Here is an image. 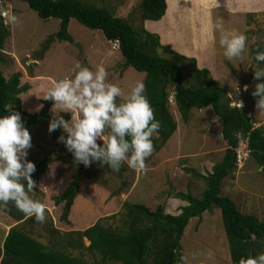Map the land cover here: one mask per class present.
Listing matches in <instances>:
<instances>
[{
	"label": "rangeland",
	"instance_id": "obj_1",
	"mask_svg": "<svg viewBox=\"0 0 264 264\" xmlns=\"http://www.w3.org/2000/svg\"><path fill=\"white\" fill-rule=\"evenodd\" d=\"M85 1L128 21L139 32L155 33L147 23L142 22L140 6L143 0ZM0 11L19 17V24L6 26L8 38L0 69L7 79L21 73L22 86L31 87L30 91L21 95L24 111L29 114L41 113L45 94L58 80L73 78L77 62L92 71L104 67L108 73L106 82L121 87L125 96L137 81L145 84L146 74L131 67L125 69V59L119 50V43L108 41L102 31L89 29L72 19L69 34L73 43L56 41L44 53L43 46L47 39L60 30L59 19L42 20L22 0H0ZM221 20L225 30L247 36V49L240 58L227 60L223 55L224 49L219 44L221 34L214 29L215 56H207L211 74L222 87L227 88L233 108L240 105L254 119L257 127L264 126V112H259L256 98L251 95L255 84L261 82L253 79L255 69L264 68V65L255 62L250 51L256 42V46L262 42L263 19H257V26L253 28L252 19L217 11L214 23ZM180 46L183 47V44ZM177 51L181 54L180 49ZM161 54L170 57V54L163 51ZM190 67L188 65L187 68ZM245 85L248 86L247 91L244 90ZM123 99L124 97L118 98V103ZM52 107L49 113L51 117ZM170 111L178 124V130L163 150L154 151L146 160L145 172L130 169L127 164L122 166L119 173L108 171L103 163H93L86 168L77 164L72 154L58 142L62 129L50 134L48 127H38L32 137L28 160L34 162L36 168L45 158L51 159L52 163L48 173L40 180V187L30 195L45 205L47 219L45 223H38L35 217H31L32 221L26 216L25 221H19L0 208V249L8 232L14 227H22L40 243L50 245L51 241H58L53 229L63 235L84 232L102 220L107 227L121 229L126 204L145 205L152 211L162 206L166 214L178 216L182 213L181 208L188 204L177 199V194H192L201 198L207 189L206 183L188 170L207 176L215 165L223 161L228 149L223 137V122L209 108L193 110L190 121L185 123L173 97L170 99ZM61 115L66 120L71 118L69 113L62 112ZM105 135H108V130ZM242 139L240 137V143ZM98 143L102 144V141ZM80 169L83 170V182L68 224L61 220L64 204L57 206L55 199L66 192L73 176ZM222 194L231 198L243 213L264 220V174L251 155L244 164L238 166L234 175L224 181ZM111 216H116L117 219H105ZM84 244L86 247L90 246L87 239H84ZM181 245L183 256L188 258L189 264H232L222 212L216 206L205 213L202 219L190 221ZM69 252L86 261H95L86 251L83 256L80 251ZM209 253L212 254L211 258Z\"/></svg>",
	"mask_w": 264,
	"mask_h": 264
},
{
	"label": "trees",
	"instance_id": "obj_2",
	"mask_svg": "<svg viewBox=\"0 0 264 264\" xmlns=\"http://www.w3.org/2000/svg\"><path fill=\"white\" fill-rule=\"evenodd\" d=\"M22 1L28 3L42 20H60V30L47 39L43 46L44 53L56 41L73 43L69 34L72 19L89 29L102 31L108 41L119 43V50L125 59V69L131 67L146 74V95L155 110L156 119L161 122L159 134L152 137L155 152L163 150L178 130V124L170 111L171 97L185 123L190 121L193 110L212 108L223 122V137L228 149L223 161L215 165L209 175L202 176L195 170H188L196 178L203 179L207 189L201 198L192 194H177V199L188 204L181 208L180 215L166 214L162 206L152 211L145 205L126 204L121 229L107 227L103 220L84 232L63 235L53 229L58 241H51L50 245L40 243L22 227H14L8 232L0 249L1 264H182L184 256L181 241L190 221L202 219L214 206L222 212L232 264H241V261H246L249 257L264 254V220L243 213L231 198L222 194L224 181L238 169L240 137L249 140L251 156L264 174V126L257 127V123L245 110L231 106L227 88L213 78L209 69H201L196 59L187 58L174 51L171 46L163 45L158 34L139 32L128 21L85 0ZM167 1L143 0L140 6L142 22L161 21L168 9ZM261 18L262 42L259 46H256V42L255 47L250 48L255 62H258L255 60L257 50L264 51V16ZM250 19L255 28L259 18L255 14ZM7 38V27L0 21V61ZM162 51L170 54V57L163 56ZM188 65L191 67L187 68ZM21 79V73L7 79L0 69V116L10 114L4 109L6 105H10L11 111L21 114L25 127L33 137L38 127L49 126L52 101L44 102L41 113L32 115L24 111L21 95L30 91L31 87L22 86ZM51 163V159L45 158L37 166L33 179L38 184L48 173ZM105 168L113 172L107 165ZM82 182L83 170L80 169L73 176L66 192L55 199L57 206L64 204L61 218L63 222L70 223L69 218ZM0 208L8 216L25 221L26 215L13 203ZM84 239L90 242L89 247L85 246ZM70 250L82 252L81 256L86 251L95 261L89 262L83 257L74 256Z\"/></svg>",
	"mask_w": 264,
	"mask_h": 264
},
{
	"label": "clouds",
	"instance_id": "obj_3",
	"mask_svg": "<svg viewBox=\"0 0 264 264\" xmlns=\"http://www.w3.org/2000/svg\"><path fill=\"white\" fill-rule=\"evenodd\" d=\"M0 21L5 26L20 22L18 16L4 11H0ZM214 29L221 34L219 44L224 57L229 61L240 58L247 49V36L225 30L222 20ZM255 60L264 63V51L257 50ZM107 79L104 67L92 71L77 62L73 78L58 80L44 96L45 101L53 102L48 132L62 129L58 142L86 168L103 163L119 173L127 164L130 169L145 172L146 160L154 152L152 137L161 129L147 98L146 85L137 81L125 96L121 87ZM253 79L261 82L255 84L251 95L256 98L259 112H264V68L255 69ZM244 90H248L247 85ZM121 97L124 99L118 103ZM4 109L10 114L0 116V207L11 202L27 217L45 223V205L30 195L40 187L33 179L36 165L28 160L32 137L21 114L11 111L10 105ZM62 112L69 113L70 120ZM208 255L211 258L212 254ZM182 264H189L187 257L182 258ZM241 264H264V254L249 257Z\"/></svg>",
	"mask_w": 264,
	"mask_h": 264
},
{
	"label": "crops",
	"instance_id": "obj_4",
	"mask_svg": "<svg viewBox=\"0 0 264 264\" xmlns=\"http://www.w3.org/2000/svg\"><path fill=\"white\" fill-rule=\"evenodd\" d=\"M167 4L161 21L145 23L160 36L163 45L171 46L176 52L180 49L181 55L196 59L201 69L209 70L207 56H215L214 16L217 11L247 19L255 14L258 18L264 16V0H168Z\"/></svg>",
	"mask_w": 264,
	"mask_h": 264
},
{
	"label": "built area",
	"instance_id": "obj_5",
	"mask_svg": "<svg viewBox=\"0 0 264 264\" xmlns=\"http://www.w3.org/2000/svg\"><path fill=\"white\" fill-rule=\"evenodd\" d=\"M238 108H241L240 105H238ZM241 149L237 151L238 153V161L237 164L240 167L242 164H244L245 160L249 158L251 155V149L249 147V140L248 139H242L240 143ZM239 147V148H240Z\"/></svg>",
	"mask_w": 264,
	"mask_h": 264
},
{
	"label": "bare ground",
	"instance_id": "obj_6",
	"mask_svg": "<svg viewBox=\"0 0 264 264\" xmlns=\"http://www.w3.org/2000/svg\"><path fill=\"white\" fill-rule=\"evenodd\" d=\"M189 19H190V18H189ZM195 21H196V20H195ZM195 21H194V22H195ZM189 22H190V21H189ZM200 34H201V33H200ZM202 37H204V35H202ZM194 38H195V37H194ZM200 38H201V37H200ZM201 39H202V38H201ZM201 39H200V40H201Z\"/></svg>",
	"mask_w": 264,
	"mask_h": 264
},
{
	"label": "water",
	"instance_id": "obj_7",
	"mask_svg": "<svg viewBox=\"0 0 264 264\" xmlns=\"http://www.w3.org/2000/svg\"><path fill=\"white\" fill-rule=\"evenodd\" d=\"M251 253H252V249H251Z\"/></svg>",
	"mask_w": 264,
	"mask_h": 264
}]
</instances>
